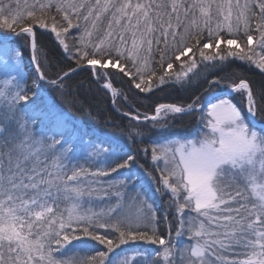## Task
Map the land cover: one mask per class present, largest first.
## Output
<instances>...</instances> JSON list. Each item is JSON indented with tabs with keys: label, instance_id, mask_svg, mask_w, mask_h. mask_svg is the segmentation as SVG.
Listing matches in <instances>:
<instances>
[{
	"label": "snow or ice",
	"instance_id": "1",
	"mask_svg": "<svg viewBox=\"0 0 264 264\" xmlns=\"http://www.w3.org/2000/svg\"><path fill=\"white\" fill-rule=\"evenodd\" d=\"M24 9L0 0V28L32 52L22 67L24 51L0 40V264H129L120 258L129 252L132 264H264V185L255 183L264 180V84L254 90L232 70L264 76V0H35ZM35 26L62 47L56 65L37 55ZM84 71L130 121L119 137L73 115L85 109L84 83L70 82ZM169 89L150 111L128 103ZM88 114L102 116L91 104ZM185 117L198 138L151 139Z\"/></svg>",
	"mask_w": 264,
	"mask_h": 264
},
{
	"label": "trees",
	"instance_id": "2",
	"mask_svg": "<svg viewBox=\"0 0 264 264\" xmlns=\"http://www.w3.org/2000/svg\"><path fill=\"white\" fill-rule=\"evenodd\" d=\"M4 4H11L12 11L15 13L16 11L25 12L24 5L25 3L31 5L35 2V0H3ZM17 32H19V26H17ZM12 35L11 38H0L6 39L8 43H10L14 47H18L24 51L25 59L22 67L29 65V57L31 56L30 47L26 42V38L24 36H17L15 33L10 32L8 29L0 28V35ZM35 34L37 40V55L43 59V54L47 53V59L52 62L53 65H56L58 60H61V52L62 47L58 46V42L55 40L54 34L50 35L45 32V30L40 29L38 26H35ZM30 40V37L28 38ZM223 46V45H222ZM190 55V54H189ZM183 59H187V57H183ZM239 63V62H238ZM179 62L174 67H178ZM58 67V65H57ZM232 70L237 71L243 75H246L248 79L252 82L253 89H257L261 84H264V76H262L258 70L252 69L249 70L247 67L238 68L237 65H232ZM27 71V68H25ZM109 71H116L115 69H109ZM91 73L84 71L75 76L70 82L73 89H75L76 85L81 82L84 83V87L80 89V95L85 102V109L83 111H75L73 110V115L76 119L80 121H84L86 123L91 122L98 129V134L109 133L113 136H120V129L130 123L127 118H123L114 111V106L111 104L110 95L107 96L103 92L97 91L96 85H89ZM0 80H2V76H0ZM28 84L31 85V78L28 80ZM119 90V84L116 85ZM127 87V86H125ZM171 90H166L165 92L156 93L155 96H146L145 94H140L139 96H133L128 101V103L133 104V106H139V110L141 112L150 111V106L154 104V101L157 98H162L167 95ZM173 97L175 93L172 94ZM7 101V97L3 94V89H0V107H3ZM167 102V101H161ZM92 105V112L95 114L97 110L102 112V116L96 118L94 116H89L88 114V105ZM122 104V102H121ZM121 106V105H116ZM123 111H128L126 106L122 107ZM111 118V122L115 124H119L120 127H112L111 124L107 123V121ZM134 123V122H133ZM201 134L200 126H198L197 122L189 117H185L182 123H177L173 125L171 128H168L166 131L155 132L150 134L151 139L153 141H159L161 143L166 142L169 139H179L181 141L198 138ZM139 147H144L143 144L138 145ZM81 164H84V161L78 160ZM49 165L52 166L51 161H48ZM146 163H151V158L149 156L148 161ZM86 166V165H85ZM157 205H159V200L157 199ZM163 228V226H161ZM173 239L176 241L177 248L186 247L188 244L187 237L182 236L177 238L175 233V228L172 231ZM145 248H148V245H144ZM130 253V252H129ZM67 258V257H65ZM179 257L177 256V259Z\"/></svg>",
	"mask_w": 264,
	"mask_h": 264
},
{
	"label": "rangeland",
	"instance_id": "3",
	"mask_svg": "<svg viewBox=\"0 0 264 264\" xmlns=\"http://www.w3.org/2000/svg\"><path fill=\"white\" fill-rule=\"evenodd\" d=\"M0 37L1 38H11V35H7V34H4V35H0ZM109 95H110V99H111V104H112V106H114V103H113V101H112V97H111V94L109 93ZM194 139H196V138H194ZM181 142H183V141H181ZM44 157H43V155L41 156V159H43ZM51 161V160H50ZM80 161H84L83 159H80ZM51 163H52V161H51ZM80 163V162H79ZM87 166V165H86ZM52 167H54V165H52ZM256 167H257V170H259V168H260V164H259V162H257V165H256ZM113 175H115V174H113ZM256 187H257V191H259V188H260V186L261 185H264V180H260V179H257L256 180ZM251 187H252V185H249V194L251 195ZM254 198V197H253ZM99 207V206H98ZM173 241H174V243H176V241L173 239ZM148 247H157V246H149L148 245ZM121 259H124V258H127L128 260H129V264H132V259L133 258H137L138 259V256H137V253H134V252H130V253H127L126 254V257L125 256H122V257H120ZM150 258H155L154 257V254H153V256L152 257H150Z\"/></svg>",
	"mask_w": 264,
	"mask_h": 264
},
{
	"label": "water",
	"instance_id": "4",
	"mask_svg": "<svg viewBox=\"0 0 264 264\" xmlns=\"http://www.w3.org/2000/svg\"><path fill=\"white\" fill-rule=\"evenodd\" d=\"M30 53H31V55H32L31 49H30ZM258 127H259V125H258Z\"/></svg>",
	"mask_w": 264,
	"mask_h": 264
}]
</instances>
